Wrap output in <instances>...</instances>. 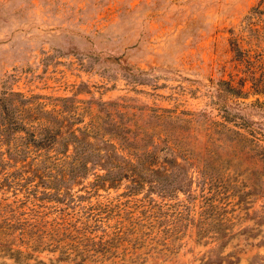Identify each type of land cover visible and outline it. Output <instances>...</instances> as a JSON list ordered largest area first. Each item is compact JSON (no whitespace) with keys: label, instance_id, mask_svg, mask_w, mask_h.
Returning <instances> with one entry per match:
<instances>
[{"label":"rangeland","instance_id":"rangeland-1","mask_svg":"<svg viewBox=\"0 0 264 264\" xmlns=\"http://www.w3.org/2000/svg\"><path fill=\"white\" fill-rule=\"evenodd\" d=\"M263 28L264 0H0V86L72 96L84 120L92 115L122 123L128 135L140 137L132 145L152 146L157 160L165 159V152L185 153L176 159L191 175L204 164L212 174L207 186L230 203L252 199L251 214L264 206V175L258 173L264 145ZM221 122L238 125L240 135ZM127 179L99 188L96 197L120 193ZM150 179L145 175L133 196L152 199L162 213L159 225H169L185 190L161 192ZM195 180L185 189L198 197ZM20 198L19 192L0 190V264L12 263L13 248L23 249L5 241L11 237L5 233L12 219L17 232L15 219H23L33 201L47 221L60 220L64 211L75 218L76 205L87 203L31 197L21 206ZM181 215L175 226L183 232L166 245L161 233L154 238L145 231L113 233V216L89 233L93 240L79 245L56 235L76 254H66L62 241L45 239V246L23 249L29 254L19 263L77 264L83 257L92 264H215L201 263L209 245L194 241ZM250 224L243 220L234 229ZM236 241L244 243L241 236L233 238L225 251ZM239 256L235 264H264V247L245 245Z\"/></svg>","mask_w":264,"mask_h":264},{"label":"trees","instance_id":"trees-1","mask_svg":"<svg viewBox=\"0 0 264 264\" xmlns=\"http://www.w3.org/2000/svg\"><path fill=\"white\" fill-rule=\"evenodd\" d=\"M233 50L239 51L237 46ZM81 110L72 96L53 97L0 86V190L19 192L21 206L31 197L65 204L82 199L87 202L76 205L78 216L75 218L64 211L57 216L60 220L47 221L42 212L35 209L40 203L33 201L35 208L29 207L23 219H15L20 224L17 232L12 230L13 219L14 224L6 223H9L10 231L5 234L11 237H6L5 241L16 242L23 249L36 250V246H45V239L58 245L62 239L55 237L63 234L79 245L81 240H93L94 235L89 233L94 234L97 227L104 226V221L115 216L113 233L145 231L147 236L153 234L151 238L161 233L160 240L166 245L183 232L178 233L175 226L183 214L186 224L193 229L194 241L209 245L200 257L201 263L235 264L245 245L264 247V206L259 211L247 213L252 199L243 201L239 198L230 203L219 195L213 187L207 186L212 184V174L204 164L196 166L193 176L182 161L176 159L177 156L184 159L185 153L173 157L165 152V159L157 160V152L152 146L138 148L132 145L140 137L128 135L122 123L111 119L100 122L92 115L84 120ZM221 124L240 135L238 125L233 129L224 122ZM259 146L258 173L262 177L264 145ZM145 175L152 176L149 184H154L161 192L185 190L184 203L175 202L169 225H159L162 213L152 199L133 196ZM88 176L91 178L87 179ZM168 177L178 181L171 183V180L167 181ZM194 177L198 197H194L189 188L185 189ZM123 178L128 179L120 193L103 200L96 197L99 188L113 187ZM82 180L86 183L75 192L73 186ZM90 195H94L92 201ZM235 209L237 212L234 213ZM241 209L242 215L239 214ZM243 220H250L251 224L234 229ZM107 232L102 229V234ZM239 236L244 243L236 241L225 251L233 238ZM63 243L67 245L66 254H76L69 243ZM23 249H12L9 253L11 264H20L21 255L28 253ZM80 254L82 256L84 251ZM77 264L92 263L80 257Z\"/></svg>","mask_w":264,"mask_h":264}]
</instances>
